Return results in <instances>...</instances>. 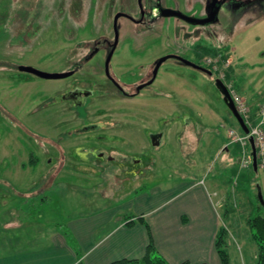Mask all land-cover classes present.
I'll return each mask as SVG.
<instances>
[{
    "label": "rangeland",
    "instance_id": "obj_1",
    "mask_svg": "<svg viewBox=\"0 0 264 264\" xmlns=\"http://www.w3.org/2000/svg\"><path fill=\"white\" fill-rule=\"evenodd\" d=\"M210 1L143 0L144 23L119 18L111 71L127 75L139 68L135 75L140 77L156 67L158 57L172 55L161 63L152 84L124 98L111 93L114 87L103 68L109 47L104 46L114 39L119 12L139 16L138 0H0V246L22 241L33 226H45L46 232L69 219L116 207L139 189L217 176L224 181L218 208L232 264L254 262L258 245L249 219L264 214L258 190L264 198V167H241L243 147L229 132H244L215 80H224L246 100L252 109L249 118L256 122L264 104V0H220L217 21L206 25L159 12L168 8L204 19ZM32 22L39 27L29 36L26 28ZM96 46L101 49L96 56L82 61ZM178 57L209 64L208 72ZM76 60L78 73L63 79L14 68L69 72ZM95 83L107 93L87 103L84 99L85 109L76 106V99L64 98L72 88L91 93ZM139 84L129 82L124 90L130 93ZM213 129L218 134L207 137ZM226 137L237 164L231 176L230 168L220 166L229 155ZM77 146L95 149L104 158L89 156L82 148L78 153L85 158L76 156ZM128 154L140 164L117 163ZM109 155L116 162L107 161ZM65 156L68 165L48 163ZM21 163L32 166L19 169Z\"/></svg>",
    "mask_w": 264,
    "mask_h": 264
},
{
    "label": "crops",
    "instance_id": "obj_2",
    "mask_svg": "<svg viewBox=\"0 0 264 264\" xmlns=\"http://www.w3.org/2000/svg\"><path fill=\"white\" fill-rule=\"evenodd\" d=\"M217 134L213 129L206 136ZM225 140L229 155L220 166L230 168L231 176L237 164L229 137ZM26 166L18 165L19 169L32 165ZM220 185L224 181L217 176L209 181L182 178L132 193L116 207L69 219L46 232L45 226H33L23 242L17 238L15 244L0 246V264H111L141 259L150 235L169 264H221L216 249L218 231L224 226L218 208L223 198Z\"/></svg>",
    "mask_w": 264,
    "mask_h": 264
},
{
    "label": "flooded vegetation",
    "instance_id": "obj_3",
    "mask_svg": "<svg viewBox=\"0 0 264 264\" xmlns=\"http://www.w3.org/2000/svg\"><path fill=\"white\" fill-rule=\"evenodd\" d=\"M222 1V0H221ZM138 10H139V16H136V15H132V14H126V13H118V14H123L122 16H120V17H126V18H128V19H130V20H132L133 22H135V23H144V21H145V15H146V11H145V8H144V6H143V0H141V4L139 3V0H138ZM212 4V0L210 1V3H209V5H211ZM209 5H208V13L210 12V7H209ZM161 9H164V8H161ZM161 9H160V14H161ZM162 15V14H161ZM119 17V18H120ZM206 18V17H205ZM196 19V18H195ZM119 20V19H118ZM114 22H115V19H114ZM113 22V23H114ZM210 24V23H209ZM202 25V24H201ZM204 25H206V24H204ZM113 31H114V33H113V37H114V39L113 40H109V39H107L106 40V43H105V49L107 48V47H109V51H108V56H107V59H105V64H104V66H103V68L105 69V72H104V74H105V76H106V78H107V81H108V84H110L111 86H113L114 87V90L111 92V93H116V92H118L122 97H124V98H133L134 97V95H136V94H138L139 92H141L142 91V89L144 88V86H145V84H152L154 81H155V79H156V76H155V74H156V72H157V70H158V68H159V66L161 65V63L167 58V57H169V56H172V55H170V54H167V55H164V56H161V57H158L157 58V60H155V62L156 61H158L159 60V62L157 63V65H156V67H155V65L153 64L152 66H153V69H151V71H147V72H145V73H142L141 74V76L139 77V76H137V75H135V72L137 71V69H139V68H137L136 70H134V71H129V74H122V75H118L117 74V72L115 71V69H113L112 71H111V63L113 64V66H114V58L116 57V48H115V46L118 44V37H119V35H118V37H117V39H116V33H115V28H114V25H113ZM97 48H99L98 49V51H97ZM101 49H100V47H95L91 52H90V54H88L87 56H86V54L85 55H83V56H86L85 57V59L84 60H82V59H78V60H82V61H86L85 63H89L95 56H96V53L97 52H99ZM131 52V51H130ZM131 54H133V53H131ZM134 55V54H133ZM69 56V55H68ZM115 56V57H114ZM132 56V55H131ZM134 56H136L137 57V54H135ZM177 57V56H176ZM110 58V59H109ZM181 61H184V62H186V61H188V60H186V59H188L187 57H184V58H186V59H184V58H181V57H178ZM108 59H109V62H108ZM184 59V60H183ZM186 60V61H185ZM108 62V63H107ZM155 62H153V63H155ZM187 63V62H186ZM191 63V64H190ZM84 64V63H83ZM187 64H189L190 66H193V67H196V68H198V69H201V70H204V71H207L208 72V70L206 69V66H210L209 64L207 65L206 63H204V64H199L197 61H194V62H192V61H190L189 60V62L187 63ZM20 66H27V65H18V66H14V68L15 69H18V70H20L19 69V67ZM30 67V66H29ZM70 68H71V70L69 71V72H53V73H68L69 75L68 76H66V77H64V78H69V77H71V76H75L77 73H78V71H79V67H78V65H77V60L76 61H74V63L70 66ZM154 68H155V71H154ZM21 71V70H20ZM22 72H24V71H22ZM210 72V74L212 75L213 73L211 72V71H209ZM25 73H29V72H25ZM30 74H33V73H30ZM33 75H36V74H33ZM36 76H38V75H36ZM133 77V78H135L134 80H128V81H125L124 80V78H126V77ZM39 77V76H38ZM58 79H63V78H58ZM117 79H121L122 81H118ZM217 79H220V78H217ZM216 79V80H217ZM95 80V79H94ZM139 81L140 82V84L138 85L140 88L138 89L137 87H135V89H137V90H133L132 92H130V93H127L124 89H125V85H127V84H129V82H132V81ZM215 80V81H216ZM220 80H222V79H220ZM97 81V80H96ZM223 82H224V80H222ZM98 82V81H97ZM224 84L226 85V83L224 82ZM227 86V85H226ZM93 90H91L92 92L90 93V91H88L89 89H82V88H80V89H77V88H72V89H70L69 91H67L65 94H64V98H67V99H71L72 101H74L75 99V101L77 102V107H82V108H84L85 109V105H86V103L88 102V101H90V100H93V97H101L102 95H105L106 93H107V91L106 90H104V89H102L101 88V86L98 84V83H95V85H93ZM227 88H228V86H227ZM134 89V88H133ZM229 89V88H228ZM89 93V94H88ZM124 93H126V94H124ZM76 95H79V96H76ZM81 95V96H80ZM76 97V98H74V97ZM86 100V103L85 102H83V100ZM85 113L88 115V113L85 111ZM99 122H102V121H97L96 122V124H98ZM96 126V125H95ZM96 127H98V128H101V129H105L106 128V126L105 127H103V126H96ZM160 135H163V133H161ZM65 137H67V136H65ZM68 138V137H67ZM52 139V138H51ZM62 139H64V138H62ZM52 140H54V141H56L55 139H52ZM58 144L63 148V150L65 151V148H64V146L61 144V140H59L58 141ZM158 146V145H157ZM78 148L76 149V147H75V149L76 150H74L75 151V154H76V156H81V157H83V158H85L84 156H83V154H81V153H78V149H83V147H81V146H77ZM129 149L130 148H132V146H129L128 147ZM131 150V149H130ZM83 151L84 152H86V153H88V155L90 156H94L96 159H102V158H104V154L103 153H97L96 151H95V149L94 150H91V149H83ZM129 150H127V152H128ZM84 152H82V153H84ZM126 152V153H127ZM129 152H131V151H129ZM89 156H87V157H89ZM36 158V157H35ZM125 159V161H123V162H121V161H117V163L119 164V165H124V164H132L133 166H137L138 164H140V162H141V160L140 159H137L136 157L135 158H133V156L131 155V154H128V155H126V157L124 158ZM106 160L107 161H109V162H116V160H114V159H111V156L109 155V156H107V158H106ZM136 160H140L139 161V163L136 161ZM54 162H59L60 164H64V165H68V163H67V161H66V156H65V158H64V160H61V161H57V160H54V159H52V158H50V159H48V163H54ZM33 163H35L36 165L39 163L37 160L36 161H33L31 164L33 165ZM34 166V165H33ZM35 167V166H34Z\"/></svg>",
    "mask_w": 264,
    "mask_h": 264
},
{
    "label": "water",
    "instance_id": "obj_4",
    "mask_svg": "<svg viewBox=\"0 0 264 264\" xmlns=\"http://www.w3.org/2000/svg\"><path fill=\"white\" fill-rule=\"evenodd\" d=\"M139 3L141 4V0H139ZM222 6V2L220 0H212V4L209 5L210 7V12L208 13L207 17L204 19H195V18H191L188 17L186 15H184L181 12L178 11H174L168 8H164L161 9V14L164 17H178L181 18L185 21H187L188 23L191 24H209V23H213L216 22L218 19V13L220 11V8ZM123 14H117L115 16V22H114V28H115V33H116V39L118 37V30H117V22L120 16H122ZM110 59V58H109ZM108 59V62H109ZM184 60V59H183ZM186 61V60H185ZM107 62V63H108ZM187 63L189 61H186ZM191 64V63H190ZM19 69L21 71L24 72H29V73H33L38 75L39 77L45 78V79H58V78H64L66 76H68V73H51V72H45L33 67H29V66H20ZM216 86L218 87V89L221 91V93L223 94V99L224 102L227 104L229 110L232 112L233 116L236 118V120L238 121L239 125L241 126V129L243 130V132L245 134H249V128L246 125L244 119L242 118V116L239 114L232 98L230 95V92L227 88V86L224 84V82L220 79L216 80ZM249 142H250V146L252 149V157H253V169H257L258 168V160H257V151H256V146L254 143V139L252 137L249 138ZM259 190V199H260V203L261 205L264 207V198L262 195V192L260 189Z\"/></svg>",
    "mask_w": 264,
    "mask_h": 264
},
{
    "label": "trees",
    "instance_id": "obj_5",
    "mask_svg": "<svg viewBox=\"0 0 264 264\" xmlns=\"http://www.w3.org/2000/svg\"><path fill=\"white\" fill-rule=\"evenodd\" d=\"M38 27L39 26L37 25V23L28 25V27L26 28L27 34H29V36H32L31 34H35L33 32ZM3 38L6 39L7 37H3ZM140 190L142 189L136 190V192ZM259 206L262 207L261 203L259 204ZM139 221L144 222L142 218H140ZM132 223H133V220L128 222L129 225H132ZM249 226L253 234L252 236L258 245L256 264H264V214L263 215L257 214L254 217L250 218ZM66 233L70 235L69 231H66ZM226 234H227V229L224 226H222L219 229L217 237H216V249L220 257L221 264H232L231 258H230V255H229V252L226 246ZM111 264H169V263L162 255H160L157 252L153 239L150 235V243L147 247L146 254L144 255L143 258L141 259H122V260L112 262Z\"/></svg>",
    "mask_w": 264,
    "mask_h": 264
},
{
    "label": "built area",
    "instance_id": "obj_6",
    "mask_svg": "<svg viewBox=\"0 0 264 264\" xmlns=\"http://www.w3.org/2000/svg\"><path fill=\"white\" fill-rule=\"evenodd\" d=\"M230 93L239 114L243 117L249 128V134H244L243 136L236 134L234 130L229 132V135L233 138V141L240 142L243 147V152L239 160L241 167L245 168L253 165L252 150H248V146L250 145V137L254 139L258 164L260 167H264V104H262V106L259 108L257 120L253 123L251 118H249V115L252 114V109L246 100L237 95L233 90H230Z\"/></svg>",
    "mask_w": 264,
    "mask_h": 264
}]
</instances>
